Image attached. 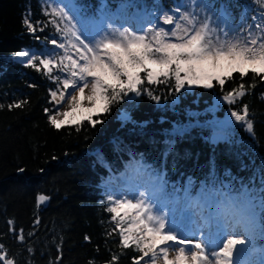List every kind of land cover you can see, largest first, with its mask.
<instances>
[{"label": "trees", "instance_id": "16d2710c", "mask_svg": "<svg viewBox=\"0 0 264 264\" xmlns=\"http://www.w3.org/2000/svg\"><path fill=\"white\" fill-rule=\"evenodd\" d=\"M177 1L161 0L159 4L171 9ZM74 2L86 6L84 16L100 12L102 5L107 6L108 12L129 2L155 11L156 4V0ZM207 2L217 10L227 5L235 24H240L246 8L248 19L261 11L255 0ZM45 10L51 11L47 0H0V245L14 264H109L113 255L118 257L116 264H134L140 254L131 247L122 249L117 234L108 235L114 225L105 211L103 185L141 160L166 171L169 193L173 186L182 192L189 179L192 194L199 192L202 185L211 187L215 182L216 187L230 185L229 194L243 205L241 184L251 187V161L255 160V167L260 166L259 156H254L244 142L253 144L255 151L264 155V81L253 79L251 73L243 79L233 73L223 89L214 83L212 89L197 87L179 93L170 90L171 85L145 83L142 87H152L159 101L143 93L139 97L130 93L112 104L108 113L99 114L103 123L95 127L84 121L57 129L48 122L44 111L52 109L54 114L57 110L50 96V90H57L56 83L42 71L13 58L24 49H34L43 58L53 48L45 43L46 37L56 36L53 24L45 27L51 19ZM137 11L140 9L132 8L127 13ZM29 14L34 25L40 22L35 34L24 24ZM57 74L54 69L53 75ZM241 83L248 89L246 94L233 105L223 101V95ZM253 84L255 87H248ZM22 101H26L22 107L9 109V104ZM244 106L254 123L252 135L234 123L231 143H213L205 137L214 132L212 124L207 123L213 117L211 109L222 117L225 112ZM124 112L138 123H148L140 128L125 122L121 119ZM179 125L191 127L182 135H172L173 127ZM242 152L248 154L238 155ZM228 171L231 176L226 175ZM38 194L48 195L49 201L38 207ZM9 220L13 225L8 224ZM21 230L22 242L17 239ZM255 237L256 242L264 240L259 234Z\"/></svg>", "mask_w": 264, "mask_h": 264}, {"label": "snow or ice", "instance_id": "6c2138e0", "mask_svg": "<svg viewBox=\"0 0 264 264\" xmlns=\"http://www.w3.org/2000/svg\"><path fill=\"white\" fill-rule=\"evenodd\" d=\"M255 4L261 11L251 17V22H248L249 9L246 8L240 24H235L227 5L214 10L207 0H181L167 10L156 0L155 11L144 6L130 16L127 10L141 9V5L122 4L120 12L123 15L111 14L105 10L107 6L102 5L98 18H86V6L77 5L74 0H51L48 3L51 11L44 13L51 19L45 27L53 24L56 36L46 37L45 43L59 51L41 58L21 50L15 53V58L26 61V67L42 71L56 83L57 90H50L56 105L67 101L66 111L52 114V109L44 110L53 127L80 125L84 121L95 127L103 123L99 114L108 113L112 104L130 93L136 97L143 93L159 101L152 87H142L145 83L171 85L170 90L179 93L197 87L212 89L214 83L223 89L233 73H239L241 79L251 73L253 79L264 81V0H255ZM29 17L30 14L26 15L24 24L35 34L40 22L34 25ZM116 19L120 20L119 26ZM132 20L147 21V27L143 23L133 27ZM54 69L59 74L53 75ZM248 87L253 88L255 84ZM69 89L72 94L66 95ZM85 89H88L87 94ZM247 90L241 83L222 99L233 105ZM23 103L26 101L8 107L20 108ZM77 114H80L79 120ZM93 114H96L95 119ZM121 119L140 128L148 123H138L127 112ZM233 122L243 126L250 135L254 133L253 120L248 118V108L244 106L240 110H230V118L210 122L215 126L213 143L233 142L230 131ZM189 127L174 126L172 135H182ZM244 143L254 156H259L260 166L255 167V160H252L251 187L241 184L242 208H237L229 194L230 185L216 187L215 182L211 187L202 185L193 195L189 179L182 197L176 194L181 190L175 186L170 194L166 171L141 160L127 166L126 172L119 177H110L103 185L105 211L114 225L108 235L117 234L122 249L131 247L140 254L134 258V264H158L159 260L163 264H242L240 257L252 244L257 229L259 236L264 238V155H259L253 144ZM167 155L166 150L165 166ZM226 175L231 176L230 171ZM49 199L48 195L38 194L36 204L39 207ZM13 223L8 221L10 226ZM17 239L24 240L22 230ZM88 239L86 236L85 240ZM170 248L175 250L173 259H169ZM59 259L57 257V261ZM117 261L118 257L113 255L109 264ZM0 264H14L3 245H0Z\"/></svg>", "mask_w": 264, "mask_h": 264}, {"label": "rangeland", "instance_id": "374dc122", "mask_svg": "<svg viewBox=\"0 0 264 264\" xmlns=\"http://www.w3.org/2000/svg\"><path fill=\"white\" fill-rule=\"evenodd\" d=\"M47 2L50 3L51 0H47ZM179 2H181V0H179L177 3H179ZM164 9L167 10V8H164ZM109 13H111V12H109ZM117 13H119V12L114 11V13H111V14H117ZM119 15H122V14L120 13ZM98 17L99 16H97V17L90 16V17H86V18H98ZM133 21L134 20L131 21L133 27H136L138 25V23H143V26L144 27H145V25H147V21H139L138 20L137 23H135ZM248 22L250 23V20L249 19H248ZM115 23H116L117 26H119V24H120L119 19H116ZM125 26H128V25L126 24ZM24 50H27L30 53H34V54L36 53V51L34 49H24ZM56 50H58V49H55L54 47L51 48V49H49L47 55H51V53L52 52H55ZM13 58H15V56H13ZM21 62L25 63L26 61H21ZM87 92H88V89H85V93L86 94H87ZM70 94H72V90L71 89H69L66 92V95H70ZM84 106L85 107L88 106L87 105V101H84ZM66 110H68V108H67V101L66 100L63 101V102H61L60 105H57V110L56 111H66ZM211 111L213 112V117L212 118H209L207 120V123L208 124H211L210 122H212V121H223L226 118H230V111L225 112L222 117L219 116V115H217V113H216L215 110L211 109ZM59 119H63V117H59ZM76 119H78V120L80 119V114H77ZM234 123L235 122H233V125H234ZM212 126H213L214 132H215V126L213 124H212ZM214 132H212L211 134H206L205 137L207 139H209L210 141H212V137L214 135ZM114 176H116V175H114ZM176 194L179 195V196H181V197L183 196V192L182 193H176ZM234 200H235V198H234ZM235 203H236V201H235ZM236 205H237V208L238 209L243 207V205H241V204L239 205L238 203H236ZM257 234H258V230H257ZM174 257H175V250L172 249V248H170L169 249V259H173ZM240 259H241L242 264H264V243L257 245V242L256 241L255 242H252V244L249 246V248L247 249V251L244 254L241 255ZM158 264H163V261L162 260H159L158 261Z\"/></svg>", "mask_w": 264, "mask_h": 264}]
</instances>
